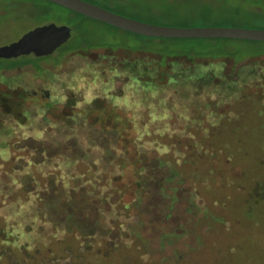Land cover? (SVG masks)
I'll use <instances>...</instances> for the list:
<instances>
[{
  "label": "rangeland",
  "instance_id": "obj_1",
  "mask_svg": "<svg viewBox=\"0 0 264 264\" xmlns=\"http://www.w3.org/2000/svg\"><path fill=\"white\" fill-rule=\"evenodd\" d=\"M14 1L20 2L15 9H21L22 16L15 19L14 8L0 5V45L42 22L73 25L78 20L73 11L48 0ZM30 4L38 10L30 11ZM189 21L196 25L211 22L204 17ZM84 25L106 34L95 36L97 40L110 39L111 35V40L119 43L129 39L135 45L145 44L137 36H127L103 23L85 21ZM232 44L241 49L249 47L240 42ZM201 45L204 47V42L195 46ZM124 52L107 48L69 51L58 62L40 61L45 68L42 73L29 62L0 68V185L7 188L11 182L12 170L4 169L6 160L12 161L11 168H20L26 164V152L35 160L45 155L76 159L86 155L79 145L94 155L97 143L125 146L134 139L144 141L149 147L141 154L145 161L153 163L167 151L177 160L185 181L163 196L152 186L145 191V200L131 209V217L138 216L132 227L133 234H139L143 241L142 251L132 255L126 250L131 238L115 227L104 241L103 255L126 242L122 259L127 264H264V63L249 58L235 62L199 56L194 61L197 65L191 67L192 71L199 68L188 73L193 79L187 76L184 81L162 83L152 67L156 62L153 58L148 57L153 60L149 64L139 60L141 52H128L131 57ZM0 61L9 64L10 59ZM132 61L136 71H130ZM180 66L173 68L174 76L180 73ZM149 74L157 80L141 82L142 76ZM15 94L24 98L18 101ZM115 126L123 130V136L111 134L108 127ZM9 143H13V150L5 151ZM103 154L113 159L117 151ZM127 154L133 152L128 150ZM91 166L87 171L90 175L95 170L100 172L94 163ZM107 168L113 169L110 165ZM148 171L157 176L165 172L163 168ZM28 176L23 177L27 189L33 186ZM74 183L79 189V180ZM57 191L59 186L51 190ZM80 192L73 191L77 198L73 205L84 225L98 214L88 201L92 209L83 216L81 209L87 202ZM193 200L201 208L204 205V215L189 210L190 206L196 209ZM8 203L0 206V214L6 215L5 220L0 215V223H4L0 228L5 230L16 228L20 220L16 221ZM109 221L114 222V218ZM184 229L186 233L180 234ZM85 232V240L75 243L76 249L57 245V254L45 247L32 250L27 242L15 248L5 238L24 241L25 236L15 231L8 236L0 233V264H102L97 262L102 248L90 235L93 226ZM98 237L103 240L100 234ZM59 240L62 244L70 242Z\"/></svg>",
  "mask_w": 264,
  "mask_h": 264
},
{
  "label": "trees",
  "instance_id": "obj_2",
  "mask_svg": "<svg viewBox=\"0 0 264 264\" xmlns=\"http://www.w3.org/2000/svg\"><path fill=\"white\" fill-rule=\"evenodd\" d=\"M88 1L115 12L152 23L176 26H244L264 28V0ZM19 3L14 0H2L0 5L3 4L7 9L9 7L14 8V18L18 19L22 16L20 14L21 9H15L19 8ZM30 5V11H37L39 8L34 4ZM73 13L78 16L76 17L78 20L75 24L70 25L72 27L71 36L52 53L42 56H22L21 58L11 59L0 58L10 59L9 64H2L3 62L0 61V68L7 65L11 66L29 62L34 64L38 73H42L45 71V68H42L39 64L42 60L58 62L69 51H84L93 48H107L108 50H112V52L113 50L123 49L125 50L124 56L128 57L130 56L128 52H141L142 58L139 60L149 64L153 60L148 57L153 58L156 62H152V67L153 69H157L158 79L162 80V83L169 82L172 79L184 81L187 79V76L193 79L188 73H195L199 68V66L193 68L194 71L191 68L197 65L194 61L199 56L207 59H232L235 62L249 58L264 63V41L222 37L182 38L147 36L113 26L76 11H73ZM194 17H204V20L208 19L211 22L204 23V25H196L189 21ZM85 21L99 22L109 27V29L122 30L127 36H137L145 44L135 45L129 39L119 43L111 40L113 39L111 35L110 39H107L108 37L106 36L107 40L94 39L95 36H104L106 34L103 31L89 30L84 25ZM202 42H204V47L201 45L198 47L200 48L198 50L196 46L202 44ZM237 42L247 44L249 47L241 49L232 44ZM177 59H180V61ZM175 63L177 66H180V63L185 64V66H180V68L183 67L182 71L180 70L179 74H175L176 76L173 75L174 69L177 68ZM200 66L203 67V64H200ZM130 71H136L133 61L130 62ZM151 77V74L142 76L141 82L151 84L153 80H157L156 78H152V80ZM194 80L196 79L194 78ZM4 95L10 96L12 93H5ZM14 96L18 101L24 98L21 94H15ZM10 97H13V95ZM129 121L131 122V120ZM89 124L90 126L92 125V123ZM108 129L112 131L111 134L123 136V130L119 127H108ZM130 143L131 145L127 143L128 145L125 144V146L124 144L123 146L117 145L118 142L116 144L110 142L107 146H101L97 143L94 144L96 146V153L94 152V155L90 154L84 148V145H79L86 155L77 157L76 159L45 155L42 160H35L26 152L25 158L23 157L26 164H23L20 168H11L12 161L8 158L4 169L12 170L10 175L11 182H7V188H5L4 184L0 185V206L10 202L8 203L11 207L9 211L17 215L16 221L19 217L20 220L17 221L18 226L16 228L5 230L2 227L0 228V233L8 236L12 235L13 231H15L17 235L25 236V240L21 241L23 238H19L16 241H9L5 238L6 243H11L15 248H18L21 244L27 242L25 245L32 250L45 247L51 252L56 250L57 254L59 250L57 245H69L72 249H76L78 246L75 243L81 244L85 240L86 228L93 226L94 232L90 233V235L93 236L92 238L97 247L100 246L102 248L109 239L108 235L113 233L116 227L118 232L123 230L128 233L131 238L130 245L124 242L120 245L119 249L111 250L108 255H103L102 248L98 252L97 262L102 264H127L124 258L122 259L124 247L127 245L126 250H130L132 255L135 254L134 251L136 250L142 251L143 247V241L138 236L139 234H133L132 223L138 221V216L135 218L131 217L133 213L131 209L138 207L145 200V191L152 188V186L155 187L160 196H163L165 193L168 194L167 191L169 189L173 191L177 190L185 181V174L183 175L178 170L177 160L172 158L167 151H164L152 163L145 161L141 156L149 148L145 145L146 142L141 141L140 143L134 139ZM163 146L167 145L164 144ZM4 147H6L5 151L7 149L10 151L11 149L13 150L14 145L13 143H9L5 144ZM167 149H169L168 146ZM113 150L117 151V155L113 156V159L103 156L105 151L111 153ZM128 150H131L133 154L128 155ZM87 155L90 156L86 157ZM93 163L96 165V168L100 169V172L95 170V174L90 175L88 172L92 168L91 165ZM75 165H78V167L74 168L73 166ZM109 165L113 167L112 170H107ZM155 168H163L165 172L161 176H157L148 171V169L154 171ZM25 174L29 175L28 178L33 184L29 189L25 188L23 182ZM77 180L81 184L79 189L74 183ZM14 185H18V187H14ZM57 186H59V191L51 192L54 189L56 191ZM77 189L82 190L79 195L87 202V206L81 209L83 216L92 209L88 201L93 208L95 207L98 214L97 218L93 221L90 220L89 223H85L84 225H81L80 218L77 216L78 213L73 205L77 199L76 196H73V191L78 192ZM172 199L171 206H173L177 196H173ZM81 201L84 202V200ZM193 204L196 209L190 206L189 210L192 208L193 210H197L198 214L204 215V205L201 208L194 200ZM20 208H23V210L20 211ZM0 215L1 219L6 218L5 213H1ZM112 217L114 218V222L109 221ZM1 225L4 226V223L1 222ZM25 226L27 227L26 229ZM101 232L105 234H101ZM176 233L175 235L177 236L186 233V229L180 234ZM97 234H100L103 240H100V237L97 238ZM60 238H66V242L67 240L70 242L62 244L59 240ZM29 242L30 245L28 244ZM133 264L138 263L135 261Z\"/></svg>",
  "mask_w": 264,
  "mask_h": 264
},
{
  "label": "water",
  "instance_id": "obj_3",
  "mask_svg": "<svg viewBox=\"0 0 264 264\" xmlns=\"http://www.w3.org/2000/svg\"><path fill=\"white\" fill-rule=\"evenodd\" d=\"M113 26L147 36L182 38H237L264 41V28L244 26H176L136 19L88 0H48ZM72 33L68 24L47 21L17 39L0 45V58L42 56L52 53Z\"/></svg>",
  "mask_w": 264,
  "mask_h": 264
}]
</instances>
